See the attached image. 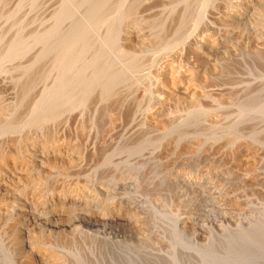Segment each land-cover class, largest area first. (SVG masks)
<instances>
[{
	"label": "rangeland",
	"instance_id": "374dc122",
	"mask_svg": "<svg viewBox=\"0 0 264 264\" xmlns=\"http://www.w3.org/2000/svg\"><path fill=\"white\" fill-rule=\"evenodd\" d=\"M187 1L0 0V184L52 131L73 136L78 150L72 143L76 158L44 164L13 193L0 189V264H264V8L236 25L228 16L240 0ZM32 190L37 204L62 193L85 210L57 224L44 218L22 237L14 208ZM118 197L137 207L133 222L94 224L87 206ZM106 205L101 212L113 213Z\"/></svg>",
	"mask_w": 264,
	"mask_h": 264
},
{
	"label": "bare ground",
	"instance_id": "6f19581e",
	"mask_svg": "<svg viewBox=\"0 0 264 264\" xmlns=\"http://www.w3.org/2000/svg\"><path fill=\"white\" fill-rule=\"evenodd\" d=\"M189 1V0H188ZM187 1V3L189 4V2ZM211 1H213V0H211ZM210 1V2H211ZM208 3H209V1H208ZM212 3V2H211ZM72 5V4H71ZM207 6H209V5H207ZM169 7H171V6H169ZM175 7V6H174ZM186 6H184L182 9V12H181V10H180V12H178L179 14H182V16L184 15V14H187V13H189V12H185V11H187L188 9H186L187 7H189V5L185 8ZM190 8H191V4H190ZM189 8V9H190ZM203 8V7H202ZM207 8V7H206ZM264 8V0H240L238 3H236L235 5H231V10L233 11V12H231L232 14H229V16H228V19H229V22H234V23H237L236 25H241V23H243V22H246L249 18H251V17H253V15H254V13L257 11V10H259V9H263ZM70 9V8H69ZM73 8H71V10H72ZM171 9H173V8H171ZM175 9H177V8H175ZM202 10V9H201ZM69 11V10H68ZM164 11V10H163ZM175 11V10H174ZM179 11V10H178ZM261 11V10H260ZM97 13H98V11H96ZM173 12V11H172ZM201 12V11H200ZM171 13V12H170ZM188 16H190V14L188 15ZM188 16H186V15H184V17H188ZM169 17V16H168ZM204 17H205V15H204ZM194 18H196V17H194ZM172 19V18H171ZM188 19V18H187ZM170 20V19H169ZM174 20V19H173ZM172 20V21H173ZM180 20H181V18H180ZM189 20V19H188ZM171 21V20H170ZM165 22H167V21H165ZM173 23V22H172ZM178 23V22H177ZM177 23H175V25L177 24ZM183 23H185L186 24V21L184 22H180V23H178V26H177V28L178 27H180V25H182ZM167 24H170V22L169 23H167ZM184 24V25H185ZM173 25V24H172ZM175 25H173V27L175 26ZM188 25V24H187ZM197 25H199V23H197ZM162 26V25H161ZM160 26V27H161ZM84 27V26H83ZM91 27V26H90ZM94 27V26H93ZM169 27H172L171 25L169 26ZM173 27H172V29L170 28V29H168L169 30V32H167V33H171V31L173 30ZM186 28V27H185ZM176 29V28H175ZM180 29H181V27H180ZM182 29H184L183 27H182ZM181 29V30H182ZM174 32V31H173ZM180 33V32H179ZM186 33V32H185ZM178 34V33H177ZM53 40V39H52ZM55 41V40H54ZM75 41V40H74ZM49 44H51V43H49ZM72 44V43H71ZM45 46V45H44ZM72 46V45H71ZM50 47H52V45H50ZM55 47V46H54ZM68 47V46H67ZM42 48V47H41ZM47 48H48V44H47ZM75 48V47H74ZM198 48V47H197ZM78 49V48H77ZM76 49V50H77ZM5 50H7V49H5ZM42 50V49H41ZM8 51V50H7ZM11 51V50H10ZM5 52V51H4ZM6 53V52H5ZM93 54V53H92ZM8 55V54H7ZM66 55V54H65ZM70 55V54H69ZM77 55V54H76ZM75 55V56H76ZM72 56V55H71ZM80 56V55H79ZM78 56V57H79ZM94 56V55H93ZM62 57V56H61ZM61 57H59V58H61ZM65 57V56H64ZM77 57V56H76ZM167 57V56H166ZM170 57V56H169ZM168 57V58H169ZM66 58V57H65ZM164 59H166V58H164ZM163 59V60H164ZM78 60H80V59H78ZM163 60H161L162 62H163ZM169 60H172V57H171V59H169ZM73 61V60H72ZM167 61H168V59L167 60H165L162 64V67L163 68H165L166 66H170V67H172L171 65H173L172 64V61L170 62L169 61V63H167ZM59 62V61H58ZM64 62V61H63ZM63 62H61L62 64H63ZM75 62V61H74ZM73 62V63H74ZM57 64V63H56ZM76 64V63H75ZM160 64H161V62H160ZM68 65V64H67ZM72 65V64H71ZM70 65V66H71ZM20 66V65H19ZM17 67V66H16ZM55 67H56V65H55ZM58 67V66H57ZM60 67V66H59ZM58 67V68H59ZM159 67H161V66H159ZM174 67V66H173ZM22 68V67H21ZM20 68V69H21ZM57 68V69H58ZM61 68V67H60ZM59 68V69H60ZM65 68H67V66H65ZM169 68V67H168ZM15 69H17V68H15ZM58 69V70H59ZM80 69H82V68H80ZM86 69V68H85ZM169 69H171V68H169ZM18 70V69H17ZM16 70V71H17ZM44 70H45V68H44ZM61 70V69H60ZM59 70V71H60ZM64 70H66V69H64ZM79 70V69H78ZM78 70H75V71H78ZM172 70H174V69H172ZM171 70V71H172ZM38 71V70H37ZM51 71H53L52 70V68H51ZM55 71V70H54ZM63 71V70H62ZM72 71V74H74L73 72H75V71H73V70H71ZM82 71V70H81ZM95 71V70H94ZM97 71V70H96ZM104 71H106V70H104ZM50 72V71H49ZM69 72V71H68ZM88 72V71H87ZM98 72V71H97ZM100 72V71H99ZM36 73V72H35ZM35 73H33V74H35ZM38 73H40V72H38ZM47 73V72H46ZM45 73V74H46ZM57 72H55V74H56ZM66 73H67V71H66ZM65 73V74H66ZM77 73V72H76ZM120 73V72H119ZM159 73V72H158ZM162 73V72H161ZM44 74V73H43ZM51 74V73H50ZM58 74V73H57ZM64 74V73H63ZM64 74V75H65ZM68 74V73H67ZM70 74V73H69ZM106 74V73H105ZM117 74V73H116ZM122 74V73H121ZM124 74V73H123ZM161 75V74H160ZM28 76V75H27ZM32 76V75H31ZM40 76V75H39ZM45 76V75H44ZM48 76H50V75H48ZM48 76H45V77H48ZM57 76V75H56ZM59 76H61V75H59ZM163 76V75H162ZM173 75H171V77H172ZM63 77V76H62ZM67 78L69 77V76H66ZM66 77H64V78H66ZM121 77V76H120ZM119 77V78H120ZM125 77V76H124ZM170 77V78H171ZM34 78V77H33ZM75 78V77H74ZM174 78V77H173ZM39 79H40V77H39ZM43 79V78H42ZM73 79V78H72ZM76 79V78H75ZM80 79V78H79ZM82 79V78H81ZM86 79V78H85ZM35 80V79H34ZM44 80V79H43ZM61 80V79H60ZM78 80V79H77ZM88 80V79H87ZM171 80H174V79H171ZM76 81V80H75ZM64 82H66V81H64ZM68 82V81H67ZM66 82V83H67ZM167 82V81H166ZM174 82V81H173ZM30 84V83H29ZM28 84V85H29ZM63 84V83H62ZM65 84V83H64ZM38 86V85H37ZM27 87V86H26ZM26 87H24V88H26ZM42 87H43V85H42ZM46 87H48V86H46ZM49 88V87H48ZM23 89V88H22ZM21 89V90H22ZM36 89V88H35ZM45 89V88H44ZM24 90V89H23ZM26 90V89H25ZM30 91V90H29ZM49 91V90H48ZM27 92V91H26ZM50 92V91H49ZM45 93H48L47 92V89H46V92ZM23 94H26V93H23ZM32 94V93H31ZM44 94V93H43ZM47 95V94H46ZM45 95V96H46ZM50 95V94H49ZM22 96V95H21ZM38 96H41V95H39L38 94ZM43 96V95H42ZM48 96V95H47ZM168 96V95H167ZM1 97V96H0ZM20 97V96H19ZM2 98H3V96H2ZM17 98V97H16ZM16 98H15V100H16ZM19 99V98H18ZM22 98H20V100H21ZM13 100V99H12ZM11 100V101H12ZM23 100V99H22ZM21 100V101H22ZM40 100V99H39ZM48 100V99H47ZM42 102V101H41ZM38 103H40V102H38ZM37 103V105H36V107L39 105ZM12 105V104H11ZM18 105H20V104H18ZM41 105H42V103H41ZM46 105V104H45ZM60 105V104H59ZM61 105H62V102H61ZM5 107V106H4ZM19 107V106H18ZM49 107H50V105H49ZM33 108V107H32ZM5 109V108H4ZM60 109V108H59ZM37 109H35V111H36ZM63 110V109H62ZM48 111V110H47ZM66 111V110H65ZM1 112V111H0ZM20 112V111H19ZM59 112V111H58ZM67 113V112H66ZM20 114V113H19ZM28 114H30V113H28ZM33 114V113H32ZM35 114V113H34ZM47 114V113H46ZM56 114H58L57 112H56ZM31 115V114H30ZM29 115V116H30ZM49 115H50V113H49ZM53 115H55V114H53ZM59 115V114H58ZM16 116V115H15ZM26 116V115H25ZM44 116H45V114H44ZM61 117L62 116H64V115H60ZM59 116V117H60ZM66 116V115H65ZM0 117H1V115H0ZM9 117V116H8ZM27 117H28V115H27ZM36 117H38V115L36 116ZM47 117H48V115H47ZM69 117H70V115H69ZM68 117V118H69ZM80 117V116H79ZM136 117V116H135ZM138 117V116H137ZM148 117V116H147ZM14 118V117H13ZM51 118V117H50ZM120 118V117H119ZM29 119V118H28ZM27 119V120H28ZM31 119V118H30ZM36 119H38V118H36ZM62 119V118H61ZM66 117H65V121H66ZM79 119H82V117L81 118H79ZM110 119V118H109ZM121 119V118H120ZM149 119V118H148ZM152 119V118H151ZM154 119V118H153ZM4 120H6V118L4 119ZM15 120V119H14ZM40 120V119H39ZM38 120V121H39ZM44 120V119H43ZM43 120H40V121H43ZM47 120V119H46ZM45 120V121H46ZM68 120V119H67ZM112 120V119H111ZM132 120V119H131ZM137 120V119H136ZM136 120H135V122H136ZM159 120V119H158ZM9 121V120H8ZM59 121H61V120H59ZM63 121V120H62ZM13 122V121H12ZM18 122H20V121H18ZM28 122V121H27ZM53 122H55V123H57L56 121H53ZM92 122V121H91ZM118 122V121H117ZM125 122V121H124ZM132 122V121H131ZM155 122V121H154ZM11 123V122H10ZM17 123V122H16ZM30 123V122H29ZM90 123V122H89ZM110 123V122H109ZM119 123V122H118ZM117 123V124H118ZM122 123H123V121H122ZM12 124V123H11ZM26 124V123H25ZM34 124V123H33ZM21 125V124H20ZM30 125V124H29ZM62 125V124H61ZM112 125V124H111ZM111 125H109V126H111ZM114 125V124H113ZM11 126V125H10ZM33 126V125H32ZM66 126V125H65ZM7 127H8V125H7ZM12 127V126H11ZM15 127V126H14ZM36 127V126H35ZM67 127V126H66ZM111 127H113V126H111ZM110 127V128H111ZM142 127V126H141ZM20 128H22V127H20ZM19 128V129H20ZM44 128V127H43ZM48 128V127H47ZM67 129V128H66ZM76 129V128H75ZM79 129V128H78ZM81 129V128H80ZM83 129V128H82ZM47 130V129H46ZM49 130H50V128H49ZM54 130V129H53ZM145 130V129H144ZM61 131V130H60ZM77 131V130H76ZM82 131V130H81ZM91 131V130H90ZM89 131V132H90ZM106 131V130H105ZM117 131V130H116ZM135 131V130H134ZM133 131V132H134ZM39 132H41V131H39ZM78 132V131H77ZM76 132V135L77 134H79V133H77ZM85 132V131H84ZM125 131H123V132H121L120 134H118V136L117 135H115V136H113V135H111L110 134V141L112 142V140H114V138H116V137H119V135L121 136V137H119V139L120 138H124V137H122V134L124 133ZM48 133V132H47ZM46 133V134H47ZM69 133V132H68ZM116 133V132H115ZM137 133H139V132H137ZM143 133V132H142ZM145 133V132H144ZM71 134V133H70ZM81 134V133H80ZM71 135H73V134H71ZM75 135V134H74ZM76 135H75V138H77L76 137ZM86 135V134H85ZM143 135V134H142ZM81 136V135H80ZM84 135L82 134V137H83ZM91 136V135H90ZM130 136V135H129ZM159 136V135H158ZM79 137V136H78ZM81 137V138H82ZM84 137H86V136H84ZM89 137V136H88ZM73 139V136L71 137L70 135H68V134H66L64 131H61V132H59V131H52V134H47V139L45 140V144H42V146H40V147H38V148H36V150H34V152H31L30 153V157L28 158V160H25V161H23V162H20V160H19V163L18 164H16V166L14 167V168H12L13 169V171H11V172H13L12 174H11V177H9L8 179H7V174L9 173V172H7V174L5 175L6 177L5 178H3V180L5 179V180H7V182L6 181H4V183H5V185H3V183H2V185L0 184V189L1 190H3L4 189V191H3V195H4V192L5 193H8V194H11V193H13L12 191H14V189L11 187V184H13V183H15L18 179H21V180H23L24 181V178H25V180H27L28 181V178L29 177H31V176H33L34 177V175H36V174H38V173H42V172H44V169H42L41 170V167H43L44 166V164H46V163H51V165H53L54 166V164L55 163H57V162H60V164H67L68 162H70V161H72L73 160V158H76L78 155H76V157H72V153H71V151H69V149L68 148H71V147H73V144H74V147H75V143H73L74 142V140L75 139H73V144L72 143H70L71 142V140ZM87 138V137H86ZM144 138V137H143ZM147 138V137H146ZM31 139H34V138H31ZM84 139V138H83ZM82 140V139H81ZM88 139H86L85 141H87ZM128 140H130V139H128ZM31 141H33V140H31ZM37 141V140H36ZM97 141V140H96ZM109 141V140H108ZM110 141L109 142H107L108 144H110ZM44 142V141H43ZM88 142V141H87ZM86 142V143H87ZM119 142V141H118ZM120 142H121V140H120ZM41 143L42 142H40V145H41ZM78 143V142H77ZM148 143V142H147ZM35 144H37V143H35ZM71 144V145H70ZM70 145V146H69ZM94 145V144H93ZM111 145V144H110ZM135 146V145H134ZM33 148H34V146H32ZM36 147V146H35ZM94 147V146H93ZM106 147V146H105ZM108 147V146H107ZM78 148V147H77ZM80 148V147H79ZM78 148V149H79ZM110 148V147H109ZM31 149V148H30ZM74 149V148H73ZM119 149H123V148H121V146L119 147ZM125 149H127V148H125ZM75 150H77L76 149V147H75ZM103 150V149H102ZM115 150V149H114ZM4 151V150H3ZM22 151V150H21ZM78 151V150H77ZM117 151V150H116ZM5 152V151H4ZM73 152V151H72ZM88 152V151H87ZM109 152V151H108ZM111 152H112V150H111ZM110 152V153H111ZM114 152V151H113ZM124 152V151H123ZM78 153V152H77ZM119 153V152H118ZM78 154H81V153H78ZM87 154V153H86ZM94 154V153H93ZM98 154V153H97ZM112 154V153H111ZM114 154V153H113ZM6 156V155H5ZM75 156V155H74ZM100 156V155H99ZM107 156H109V160H110V154H108V153H105L104 154V156H103V158H107L108 159V157ZM19 157V156H18ZM24 157H27V156H24ZM23 157V158H24ZM86 157V156H85ZM90 157V156H89ZM1 158H3V157H1ZM8 158V157H7ZM10 158V160H11V158L13 159V162L15 163L18 159H15L14 157H9ZM22 158V159H23ZM5 160H7L6 158L4 159V161ZM9 160V159H8ZM7 160V161H8ZM6 161V162H7ZM22 161V160H21ZM65 161H68V162H65ZM12 162V161H11ZM53 162V163H52ZM65 162V163H64ZM9 163V162H8ZM14 163H12V164H14ZM17 163V162H16ZM11 164V165H12ZM58 164V163H57ZM57 164H55L56 166H57ZM77 164V163H76ZM91 164H93V163H91ZM10 165V166H11ZM50 165V164H49ZM69 165V164H68ZM95 165V164H94ZM97 165H98V163H97ZM96 165V166H97ZM115 165V164H114ZM8 166H9V164H8ZM9 166V167H10ZM13 166V165H12ZM46 166V165H45ZM44 166V167H45ZM52 166V167H53ZM65 166V165H64ZM71 166V165H70ZM69 166V167H70ZM100 167H101V165H99ZM8 167V168H9ZM47 168H48V166H46ZM51 167V168H52ZM72 167V166H71ZM70 167V168H71ZM91 167V166H90ZM110 167V166H109ZM5 168H7V163H6V165H5ZM92 168V167H91ZM90 168V169H91ZM98 168V167H97ZM65 169V168H64ZM109 169V168H108ZM50 170V169H49ZM48 169H47V171H49ZM93 170H96L95 168H93ZM116 170V169H115ZM1 171V170H0ZM82 171V170H81ZM2 172V171H1ZM6 172V171H5ZM46 172V171H45ZM113 172V171H112ZM115 172V171H114ZM63 173V172H62ZM101 173V172H100ZM108 173V172H107ZM116 173V172H115ZM64 174V173H63ZM1 175H4V172H3V174L1 173ZM73 175V174H72ZM106 175V174H105ZM104 175V176H105ZM111 175H113V174H111ZM9 176H10V174H9ZM37 177L36 178H41L40 177V175L38 176V175H36ZM59 176V175H58ZM68 176V175H67ZM82 176V175H81ZM96 176V175H95ZM1 177V176H0ZM72 177V176H71ZM98 177V176H97ZM23 178V179H22ZM35 178V179H36ZM46 178H47V175H46ZM65 178V177H64ZM107 178H109V177H107ZM44 179V178H43ZM49 179V178H48ZM53 179V178H52ZM63 179V178H62ZM106 179V178H105ZM110 179V178H109ZM116 179L119 181V180H121V179H125L126 180V178L124 177V176H122V175H118V176H114L113 177V180H115L116 181ZM2 180V179H1ZM31 180V179H30ZM30 180H29V183H30ZM34 180V179H33ZM89 180V179H88ZM97 180V179H96ZM107 180V179H106ZM111 180H112V178H111ZM124 180V181H125ZM43 181V180H42ZM91 181V180H90ZM19 182L20 181H18V184H17V186L19 185ZM24 182H26V181H24ZM23 182V184H25ZM61 182V181H60ZM59 182V183H60ZM67 182V181H66ZM74 182V181H73ZM76 182V181H75ZM108 182V181H107ZM117 182V181H116ZM115 182V183H116ZM126 182V181H125ZM21 183V182H20ZM27 184H28V182H26ZM33 183V182H32ZM31 183V184H32ZM64 183V182H63ZM62 183V184H63ZM86 183V182H85ZM88 183H90V182H88ZM87 183V184H88ZM92 183V182H91ZM105 183V182H104ZM110 183H111V181H110ZM122 183V182H121ZM16 184H14V186L16 185ZM126 184V183H125ZM125 184L123 185V187H128V186H125ZM47 185V184H46ZM73 185V184H72ZM76 185V184H75ZM110 185V184H109ZM23 186V185H22ZM25 186H26V184H25ZM34 186H35V184H34ZM42 186H44V183H43V185ZM91 186V185H90ZM121 186V185H120ZM37 187H39L38 185H37ZM63 187V186H62ZM69 187H72V186H70L69 185ZM87 187H89V186H87ZM108 187V186H107ZM106 187V188H107ZM119 187V186H118ZM122 187V188H123ZM24 188H27V187H24ZM84 188V187H83ZM96 188V187H95ZM109 188V187H108ZM35 189H36V187H35ZM37 189H39V188H37ZM119 189V188H118ZM41 189H39V191H40ZM62 190V189H61ZM73 190H74V188H73ZM73 190H69V191H73ZM84 190V189H83ZM88 190V189H87ZM86 190V191H87ZM96 190H98V189H96ZM116 190V187H115V189H114V191ZM121 190V189H120ZM123 190V189H122ZM22 191H23V189H22ZM22 191H20V192H22ZM27 191V190H26ZM38 191V190H37ZM48 191V190H47ZM47 191H44L45 192V194H46V192ZM95 191V190H94ZM93 191V192H94ZM108 191H110V190H108ZM111 191H112V189H111ZM124 191V190H123ZM116 192V191H115ZM19 193V192H18ZM17 193V194H18ZM26 193H28V192H26ZM41 193V192H40ZM52 193V192H51ZM54 193V192H53ZM56 193V192H55ZM59 193V192H58ZM57 193V194H58ZM45 194H43V196H45ZM62 194V193H61ZM61 194H58V196H59V199L57 198V199H55V198H50V200L48 199L47 201H44L45 203L43 204V203H36V202H34L36 199H34L35 198V196H36V192L34 191V190H32V192L30 193V195L29 196H26L25 194V196H23V197H21V199L22 200H20V199H18L19 201L16 203L17 205L15 206V222H16V224L15 223H13L15 226H17V229L19 230V231H21L22 232V234H25L24 236L22 235V237H27L28 238V236H27V234L26 233H28V232H30V231H33V230H35V229H37L36 227H38L37 225V223H40L44 218H45V221H47V222H49V223H59V222H61V220L63 219L64 220V218L63 217H65L68 213L70 214V216L76 211V213H79V212H77L78 210H80L81 211V209H83V210H85L84 208L86 207V206H83V204L81 203V201L80 200H78L77 199V195H72V196H70V195H66L65 197L63 196V198H60V197H62V196H60ZM66 194H68V193H66ZM73 194V193H72ZM94 194V193H93ZM13 195V194H12ZM20 196H21V194H19ZM106 195V194H105ZM123 195V194H122ZM2 196V195H1ZM14 196H15V194H14ZM42 196V197H43ZM48 196V194H46V197ZM83 196V195H82ZM85 196V195H84ZM107 196H109V194H107ZM3 197V196H2ZM36 197H40L39 195L38 196H36ZM121 197H123V196H121ZM1 198V197H0ZM11 198H13V197H11ZM79 198V197H78ZM82 198V197H81ZM111 198V197H110ZM110 198H109V201H107V199H106V201L107 202H110L111 200H113V201H111L110 203H105V204H103V205H101V207H97V208H93L92 206H97L96 204H91L90 203V205H88V204H85V205H88L87 207H90L89 209H90V212H89V214H87L88 215V217L89 218H92V220L94 221V224H97L96 222L98 221V222H100L99 220L100 219H102V217L104 216V217H106V218H110V220L112 219V218H115L114 220L115 221H118V220H122V219H124V217L126 218L125 220H127V221H129L130 223L131 222H133V220L136 218V216H135V214L137 213V207L135 206V205H133V203H129V200H124V199H122V198H115V199H111L110 200ZM17 199V198H16ZM40 199V198H39ZM38 199V200H39ZM44 199V198H43ZM12 200V199H11ZM14 200L15 199H13L12 201V203H14ZM94 200V199H93ZM105 201V202H106ZM48 202V203H47ZM97 202V201H96ZM95 202V203H96ZM86 203V202H85ZM97 203H99V202H97ZM107 204V205H106ZM14 205V204H13ZM43 205V206H42ZM48 205H51V208L49 209V207L47 208V206ZM105 205H106V207H112L113 208V213H107V214H104V213H102L101 211H102V209H104V207H105ZM3 209H5V208H3ZM106 209H109V208H106ZM111 209V208H110ZM1 210V209H0ZM5 210H7V209H5ZM2 211V210H1ZM14 211V210H13ZM6 212H8V211H6ZM5 212V213H6ZM83 212V211H82ZM85 212V211H84ZM104 212V211H103ZM86 213V212H85ZM11 214H13V213H11ZM10 214V216H12ZM13 215V216H14ZM48 215H50V216H48ZM75 215V214H74ZM77 215V214H76ZM81 214L79 213L78 214V216H80ZM82 215H84V213L82 214ZM86 215V216H87ZM69 215H68V217H70ZM87 217V218H88ZM116 217H117V220H116ZM12 218V217H11ZM66 218V217H65ZM71 218V217H70ZM73 218V217H72ZM83 217L81 216V219H82ZM88 218V219H89ZM84 219V218H83ZM105 218H103V220H104ZM62 220V221H63ZM74 220H76V219H74ZM72 221V222H75V221ZM77 220H79V217L77 218ZM77 220H76V222H77ZM85 220H86V218H85ZM113 220V219H112ZM44 221V222H45ZM80 221V220H79ZM102 221V220H101ZM13 222V221H12ZM44 222H42V223H44ZM84 222V221H83ZM113 222V221H112ZM41 223V224H42ZM46 223V222H45ZM44 223V224H45ZM89 223H90V221H89ZM93 223V222H92ZM40 224V225H41ZM79 225V223H76V225ZM81 224V223H80ZM86 224H88L87 222H86ZM99 224V223H98ZM126 224V223H125ZM39 225V226H40ZM49 225V224H48ZM74 225V224H73ZM72 226V227H74V228H76L77 226ZM90 225V224H89ZM107 225V224H106ZM44 226V225H43ZM80 226V225H79ZM78 226V227H79ZM91 226H93V225H91ZM96 226V225H95ZM95 226H93L92 227V229L94 230V227ZM98 226V225H97ZM114 226V225H113ZM3 227V226H2ZM10 227V226H9ZM46 227V226H45ZM82 227V226H81ZM84 227V226H83ZM85 227H88L87 225H85ZM91 228V227H90ZM101 228V227H100ZM117 228V227H116ZM127 228V227H126ZM130 228V227H129ZM9 229V228H8ZM12 229H14L13 227H12ZM11 228H10V231L12 230ZM40 229V228H39ZM49 229V228H48ZM81 229H83V228H80V229H78L79 231H81ZM86 229H89V228H85V230ZM91 229V230H92ZM108 229H110V228H108ZM111 229H112V227H111ZM133 229V228H132ZM51 230V229H50ZM66 230V229H65ZM72 230H74V229H72ZM76 230H77V228H76ZM90 230V229H89ZM88 230V232H90ZM130 230V229H129ZM128 230V231H129ZM14 231H15V229H14ZM117 231V230H116ZM127 231V232H128ZM12 232H13V230H12ZM11 232V233H12ZM16 232H17V230L15 231V234H16ZM35 232V231H34ZM43 232V231H42ZM82 232H83V230H82ZM82 232H81V234H82ZM103 232V231H102ZM8 233V232H7ZM17 233H20V232H17ZM51 233V232H50ZM53 233V232H52ZM51 233V234H52ZM72 233V232H71ZM111 233V232H110ZM12 234H14V232L12 233ZM11 234V235H12ZM21 234V233H20ZM29 234V233H28ZM37 234H38V232H37ZM48 234H49V230H48ZM47 234V235H48ZM64 234V233H63ZM84 234V233H83ZM86 234H89V233H87V230H86ZM97 234V233H96ZM95 234V235H96ZM101 234V233H100ZM43 235H45V237L47 238V236H46V234H43ZM127 235V234H126ZM18 236H20L19 234H18ZM35 236H37L36 234H35ZM62 236V235H61ZM17 237V236H16ZM32 237H34V235L32 236ZM41 237V236H40ZM64 237V236H63ZM97 237V236H96ZM128 237H132L131 236V234L128 236ZM14 238V237H13ZM17 238H19V237H17ZM17 238H15V240L17 239ZM35 238V237H34ZM33 238V239H34ZM43 238V237H42ZM135 238V237H134ZM29 239V238H28ZM45 240V239H44ZM57 240H58V238H57ZM18 241V240H17ZM21 241H23V240H21ZM20 241V242H21ZM40 241V240H39ZM23 243V242H22ZM23 245V244H22ZM21 245V246H22ZM25 245H27V244H25ZM30 245V244H29ZM29 245H27V246H29ZM36 245V244H35ZM49 245V244H48ZM56 245V244H55ZM27 246H26V249L28 250V248L31 246H29L28 248H27ZM33 246V245H32ZM37 246H38V244H37ZM40 247V246H39ZM43 246H41V248H42ZM54 247H56V246H54ZM22 248V247H21ZM36 248V247H35ZM38 248V247H37ZM57 248V247H56ZM22 249H24L25 250V246H24V248H22ZM31 249H34V247H32ZM43 249V248H42ZM23 250V251H24ZM26 250V252H29V251H27ZM29 250H30V248H29ZM44 250L45 251H47V249H43L42 251L44 252ZM32 251V250H31ZM42 251L41 250H39V249H37V250H34L32 253H31V257H33V262L34 261H36V260H39L40 262L44 259V257H45V255L44 254H42ZM25 252V251H24ZM57 252V251H56ZM23 253V252H22ZM46 253V252H45ZM30 254V253H29ZM27 256V255H26ZM25 256V257H26ZM47 256V255H46ZM52 256V255H51ZM23 257H24V255H23ZM29 257V256H28ZM27 257V258H28ZM53 258V257H52ZM25 259V258H24ZM30 259V261H32L31 260V258H29ZM45 259H47L48 260V258H45ZM58 259V258H57ZM56 259V260H57ZM29 261V263L30 264H32L31 262ZM45 261V260H44ZM37 262V261H36ZM38 263V262H37ZM45 263L47 264V263H51V262H46L45 261ZM25 264H28V262H26L25 261ZM44 264V263H43Z\"/></svg>",
	"mask_w": 264,
	"mask_h": 264
}]
</instances>
